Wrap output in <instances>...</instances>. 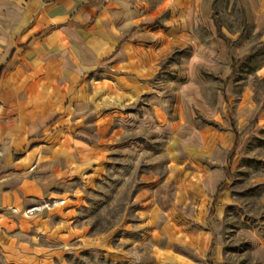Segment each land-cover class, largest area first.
Masks as SVG:
<instances>
[{
    "label": "rangeland",
    "instance_id": "374dc122",
    "mask_svg": "<svg viewBox=\"0 0 264 264\" xmlns=\"http://www.w3.org/2000/svg\"><path fill=\"white\" fill-rule=\"evenodd\" d=\"M126 2L141 19L142 43L157 57L141 111L158 104L167 122L149 126L137 113V132L110 145L105 174L76 210L85 242L66 263L145 264L157 241L145 219L152 199L171 189L174 205L186 193L198 202L221 185L205 224L196 218V201L186 217L174 206V219L162 227L174 232L170 243L184 245L177 233L189 222L211 231V264H264V0ZM233 131L242 140L228 169Z\"/></svg>",
    "mask_w": 264,
    "mask_h": 264
},
{
    "label": "crops",
    "instance_id": "0c3cea01",
    "mask_svg": "<svg viewBox=\"0 0 264 264\" xmlns=\"http://www.w3.org/2000/svg\"><path fill=\"white\" fill-rule=\"evenodd\" d=\"M138 24L126 0H0V264H67L88 232L78 204L105 174L110 145L137 132V113L167 122L158 104L139 105L158 67ZM169 191L145 212L157 240L145 264H209V229L186 222L184 245L170 243L162 227L174 206L186 217L196 200L186 193L174 205ZM220 193L196 201L200 224Z\"/></svg>",
    "mask_w": 264,
    "mask_h": 264
},
{
    "label": "trees",
    "instance_id": "16d2710c",
    "mask_svg": "<svg viewBox=\"0 0 264 264\" xmlns=\"http://www.w3.org/2000/svg\"><path fill=\"white\" fill-rule=\"evenodd\" d=\"M234 134V143H233V148L230 151L228 158H227V165H228V169L231 167L233 159L235 157V151L237 150V148H239V146L241 145V140H242V136H240L236 131H233ZM227 169H224L223 172H225ZM223 191L222 186H218V188L216 189V193H220ZM212 249V248H211ZM208 258H210V253L208 254ZM209 264H211V261H209Z\"/></svg>",
    "mask_w": 264,
    "mask_h": 264
}]
</instances>
